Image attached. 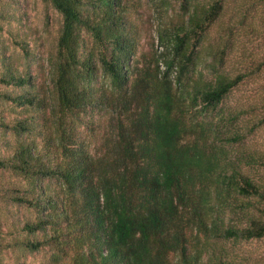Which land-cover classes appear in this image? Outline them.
<instances>
[{
	"label": "trees",
	"instance_id": "obj_1",
	"mask_svg": "<svg viewBox=\"0 0 264 264\" xmlns=\"http://www.w3.org/2000/svg\"><path fill=\"white\" fill-rule=\"evenodd\" d=\"M44 1L63 19L52 98L0 47V100L32 111H0L17 137L0 155V200L25 210L10 214L0 247L51 252L54 264H248L235 252L264 240V176L252 174L264 153L247 148L264 114L249 128V110L226 102L264 61L232 75L233 37L204 47L224 0H183L182 23L161 30L162 52L143 63L125 0ZM21 18L0 10L16 47ZM95 112L112 129L99 155L82 132Z\"/></svg>",
	"mask_w": 264,
	"mask_h": 264
},
{
	"label": "rangeland",
	"instance_id": "obj_2",
	"mask_svg": "<svg viewBox=\"0 0 264 264\" xmlns=\"http://www.w3.org/2000/svg\"><path fill=\"white\" fill-rule=\"evenodd\" d=\"M125 1L128 8V28L137 40L139 61H153L163 50L159 39L161 30L168 28L173 31L184 19L183 0ZM208 1L210 0H199V3L205 4ZM0 10H10L11 14L22 15L21 23L12 25L14 32L20 34L19 46H13V39L7 33L0 32V47L11 46L15 66L30 76L39 94L52 98L54 74L51 68L62 30L61 14L44 0H0ZM230 36L233 37L234 45L226 58L224 71L233 75L246 67H257L264 61V0H224L223 13L212 25L204 47ZM85 41L91 49L94 44L92 37L85 35ZM262 85L264 73L263 76H251L226 102L231 109L249 110V115L243 119L246 127L257 125L264 114ZM24 108L26 109L0 100V111H6L11 120H20L31 111L28 107ZM85 121L91 126L83 127L82 132L91 142L93 152L99 155L104 151L103 144L112 131L109 116L95 112L87 115ZM33 138L42 141L39 133H35ZM16 141L15 134L6 133L0 128V155L7 150L4 147L7 142L14 144ZM247 148L264 153V124L259 125L249 137ZM252 174L264 176V168L256 167ZM23 213L24 209L20 211L18 208H10L0 200V221L4 223L0 230V243L6 244L10 240L7 223L10 214L20 219ZM235 253L240 262L244 263L251 257L248 264H264V240L239 244ZM0 264L54 263L51 252L30 255L0 247Z\"/></svg>",
	"mask_w": 264,
	"mask_h": 264
}]
</instances>
